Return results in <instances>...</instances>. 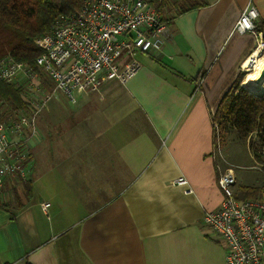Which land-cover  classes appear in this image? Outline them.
Returning a JSON list of instances; mask_svg holds the SVG:
<instances>
[{"label": "crops", "instance_id": "crops-1", "mask_svg": "<svg viewBox=\"0 0 264 264\" xmlns=\"http://www.w3.org/2000/svg\"><path fill=\"white\" fill-rule=\"evenodd\" d=\"M202 2L124 83L41 110L29 186L0 196V264H226L202 220L223 198L212 116L258 43L233 25L247 5L264 25V0Z\"/></svg>", "mask_w": 264, "mask_h": 264}, {"label": "built area", "instance_id": "built-area-1", "mask_svg": "<svg viewBox=\"0 0 264 264\" xmlns=\"http://www.w3.org/2000/svg\"><path fill=\"white\" fill-rule=\"evenodd\" d=\"M255 11L247 5L233 31L255 34L256 49L261 51L264 40L255 30ZM55 21L51 31L33 39L41 50L34 65L9 56L0 60V80L18 87L22 101V106L0 115V196L7 187L19 188L27 181L38 115L53 97L61 94L73 104L77 91H96L107 80L124 83L141 66L135 55L160 51L170 32L169 18L148 0H82L75 12ZM241 69L246 76L243 63ZM212 125L216 181L223 198L202 220L223 240L226 264H264V197L236 199V176L223 155L218 123ZM185 180L179 177L173 182L183 185ZM48 205L42 203L41 208Z\"/></svg>", "mask_w": 264, "mask_h": 264}, {"label": "trees", "instance_id": "trees-1", "mask_svg": "<svg viewBox=\"0 0 264 264\" xmlns=\"http://www.w3.org/2000/svg\"><path fill=\"white\" fill-rule=\"evenodd\" d=\"M81 1L0 0V60L9 56L15 61L34 65V59L41 53V50L33 43V39L51 31L55 20L60 16L75 12ZM148 1L159 10L170 5L169 0ZM202 4V0H173L171 2L177 15ZM255 30L256 32L264 31V25L255 26ZM241 77L242 75L236 77L230 88L226 90L227 92L212 116L218 123L220 142L222 141L220 132L227 129L237 131L244 139L254 132H264V95L255 96L244 90L240 85ZM19 98L20 89L18 87L0 80V115L4 110L8 111L10 107L22 106ZM249 143L254 148L253 143L250 141ZM252 154L253 160L264 167V155H262L264 151L253 149ZM29 183L30 181H26L22 188L27 190ZM14 188L16 187L12 188V193H14L12 197L16 199L17 193ZM259 188L258 185H240L235 192V197L239 200L255 198Z\"/></svg>", "mask_w": 264, "mask_h": 264}, {"label": "rangeland", "instance_id": "rangeland-1", "mask_svg": "<svg viewBox=\"0 0 264 264\" xmlns=\"http://www.w3.org/2000/svg\"><path fill=\"white\" fill-rule=\"evenodd\" d=\"M172 1L173 0H169L168 3L170 5L160 10L164 17H170L176 14L177 11L174 10L171 5ZM261 54H264V50H262ZM139 55L140 54L135 55L136 58L141 57ZM1 110L3 109L1 108ZM220 135L223 144V154H226L228 161L232 164L231 168L234 170L237 182L243 185H258L260 188L255 198L264 197V167H262L260 163H256L255 160H253L254 158L250 157V155L253 156V149L256 151L261 149V152L264 151V132H254L251 134L252 136L250 135L251 138L247 136L245 139L242 138L237 131H229L228 129L221 131ZM248 140L253 143L254 148ZM241 184L237 185L240 186ZM238 186H236L235 192Z\"/></svg>", "mask_w": 264, "mask_h": 264}, {"label": "bare ground", "instance_id": "bare-ground-1", "mask_svg": "<svg viewBox=\"0 0 264 264\" xmlns=\"http://www.w3.org/2000/svg\"><path fill=\"white\" fill-rule=\"evenodd\" d=\"M259 50H254L243 64L248 70L243 85L251 93H258L259 89H264V54L259 55Z\"/></svg>", "mask_w": 264, "mask_h": 264}, {"label": "water", "instance_id": "water-1", "mask_svg": "<svg viewBox=\"0 0 264 264\" xmlns=\"http://www.w3.org/2000/svg\"><path fill=\"white\" fill-rule=\"evenodd\" d=\"M259 90L261 91V94H258V93H251V94H253L255 96H262V95H264V89H259Z\"/></svg>", "mask_w": 264, "mask_h": 264}]
</instances>
